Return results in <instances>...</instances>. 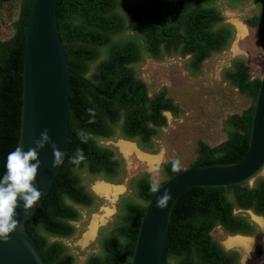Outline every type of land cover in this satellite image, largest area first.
Here are the masks:
<instances>
[{"label":"trees","instance_id":"1","mask_svg":"<svg viewBox=\"0 0 264 264\" xmlns=\"http://www.w3.org/2000/svg\"><path fill=\"white\" fill-rule=\"evenodd\" d=\"M240 1L245 0L228 3ZM257 2L261 9L264 0ZM30 4L31 0H22L19 17L13 21V35L0 40V176L5 172L7 154L19 140L21 70ZM191 4L193 8L189 7ZM123 5L145 24L130 18L119 0H57V24L69 67L85 74L96 65L104 75V80L99 76L97 80L102 82L103 91L112 96L115 84V96L106 110L103 104L89 99L86 92L96 99L103 97L79 77L69 76L70 127L62 162L48 194L25 222L49 264H79L68 245L50 237L75 235L78 229L73 222L82 218L77 205L93 210L101 203L100 197L82 185V172L112 183H120L125 177L123 158L116 148L99 144L97 137L135 139L141 149L155 153L157 144L153 138L158 136V127L166 124L162 110H171L175 117L182 111L163 89L153 97L142 98L138 92L132 95L133 87H128L130 79L119 76L125 72L136 75L131 63L141 61L143 54L159 58L175 50L178 44L183 45L182 56L191 53L186 67L195 73L211 52L223 50L233 38L234 28L224 22L215 0H123ZM256 20L257 15H253L248 23L256 25ZM232 63L224 78L255 103L260 79L250 78L242 57H235ZM139 85L140 91L145 92V84ZM253 111L254 104L228 116L223 128L228 137L219 144L212 146L198 141L197 157L191 166L240 160L248 149ZM103 115L107 118L103 119ZM77 150L84 156L78 164L72 159ZM172 165L171 162L161 165L167 178L181 170H174ZM246 182L191 187L179 196L168 225L170 261L239 264L240 252L226 249L210 232L217 225L228 235L251 236L256 232V223L244 213H234V209H250L264 217V175L257 176L253 185ZM151 183L145 172L129 180L128 188L137 199L130 195L119 198L115 221L98 230V251L89 253L82 264L131 263L146 203L153 194Z\"/></svg>","mask_w":264,"mask_h":264},{"label":"water","instance_id":"2","mask_svg":"<svg viewBox=\"0 0 264 264\" xmlns=\"http://www.w3.org/2000/svg\"><path fill=\"white\" fill-rule=\"evenodd\" d=\"M119 2L130 18L144 24L125 9L123 0ZM56 4L57 0H31L27 16L18 145L24 150L35 147L34 141L45 130L50 142H45L43 147L37 149L40 164L33 183L41 191V196L27 211L23 208L24 202L18 198L14 217L18 224L8 234L7 241H0V264H49L40 246L26 229L25 222L48 194L62 162L70 127L69 76L75 75L88 82L69 67L65 46L59 34ZM256 30L264 55V6L257 16ZM52 145L61 152V162L55 166L52 164L55 155ZM263 168L264 72L254 103L246 154L238 161L189 166L168 177L146 203L130 264H197L190 261L172 262L168 259V225L171 210L179 196L191 187L228 186L251 181ZM165 189L171 198L167 206L160 209L156 206V198ZM251 213L261 217L264 222L262 215L253 211Z\"/></svg>","mask_w":264,"mask_h":264},{"label":"rangeland","instance_id":"3","mask_svg":"<svg viewBox=\"0 0 264 264\" xmlns=\"http://www.w3.org/2000/svg\"><path fill=\"white\" fill-rule=\"evenodd\" d=\"M22 0H3L0 7V40L11 37L14 33L13 21L19 17ZM224 22L230 23L234 28V34L229 45L221 51H213L201 63L199 70L195 73L186 68L189 56L180 57L178 53L162 54L159 58H151L143 54V59L133 65L136 76L145 82L149 95H153L162 89L182 111L174 117L168 112L166 124L158 127L156 137L157 150L161 154V161L154 169H150L146 162L141 161L135 153L126 157L117 149L119 140H107L97 137L99 144H112L117 147V152L123 158L126 170L125 177L120 182L125 186L124 191L116 196L114 200L105 196H99L100 205L93 209L82 208V218L73 222L77 227V233L71 237L51 236V240H58L69 247L76 261L82 264L91 252H97V233L100 228L109 227L115 221L118 213L117 202L120 197L130 195L137 199L133 191L128 187L129 180L139 173L145 172L150 180L161 183L167 178L162 171L164 163L177 162V168L184 169L195 161L197 157V143L204 141L209 145H216L224 141L228 134L224 131L225 119L233 113H241L254 104V99L246 93L240 92L237 87L232 86L224 78L227 68L233 67V59L242 57L249 68L250 78H261L264 72V55L259 46L256 26H250L246 21L253 15H258L260 6L257 0H245L229 5L227 0H215ZM241 21L246 25V34L239 37L234 21ZM135 143V142H134ZM154 153V154H155ZM264 175V168L247 181L248 186L253 185L257 176ZM82 185L93 191L92 185L97 180H104L101 176L90 175L82 172ZM102 206H113L112 214L101 223L94 238L86 244L81 243V237L86 230L91 216L101 213ZM250 209L235 208L234 213H244L256 223V232L250 237L254 238L251 247L242 254L238 246L226 247L223 241L228 234L222 226H215L210 234L211 237L222 244L225 248H235L240 252L239 264H264V239H260L261 226L254 220ZM257 238V239H256Z\"/></svg>","mask_w":264,"mask_h":264},{"label":"clouds","instance_id":"4","mask_svg":"<svg viewBox=\"0 0 264 264\" xmlns=\"http://www.w3.org/2000/svg\"><path fill=\"white\" fill-rule=\"evenodd\" d=\"M45 142H50L47 131L40 133V138L34 141L35 147H29L27 150L21 145L14 147L5 160V172L0 176V241H7L9 233L14 230L18 224L15 219V209L18 198L22 200L23 208L27 211L33 206L34 202L41 196V191L33 183L40 161L37 159V149L43 147ZM54 150L53 166L61 162V152L52 145ZM74 163H79L84 159L83 154L77 150V155L72 158ZM173 169L178 170L177 162H173ZM161 188L157 181L150 184V190L156 193ZM171 198L167 189L156 198V206L163 209Z\"/></svg>","mask_w":264,"mask_h":264},{"label":"bare ground","instance_id":"5","mask_svg":"<svg viewBox=\"0 0 264 264\" xmlns=\"http://www.w3.org/2000/svg\"><path fill=\"white\" fill-rule=\"evenodd\" d=\"M234 24L237 28V32L239 37H242L246 34V25H244L241 21L235 20ZM119 151L126 157L135 153L137 157L146 162L150 169H154L158 166L161 161V154L158 153H147L139 150V148L135 145L134 142L119 139L116 143ZM125 186L121 183H109L104 180H97L93 183L92 189L100 196H105L114 200L116 196L124 191ZM114 208L113 206H102L101 213H96L91 216V219L87 225L86 230L83 232L81 237V243L86 244L89 240L94 238L98 226L103 223L107 217H109ZM254 220L261 226L260 233L258 234L260 239H264V222L261 217L253 215ZM257 239V238H256ZM254 242V238L250 236H244L239 234L228 235L227 238L223 241V244L226 247L229 246H238L242 250V254L251 247Z\"/></svg>","mask_w":264,"mask_h":264},{"label":"flooded vegetation","instance_id":"6","mask_svg":"<svg viewBox=\"0 0 264 264\" xmlns=\"http://www.w3.org/2000/svg\"><path fill=\"white\" fill-rule=\"evenodd\" d=\"M227 3H228V0H227ZM229 4V3H228ZM204 5V4H203ZM193 6H194V4H191L189 7L190 8H193ZM195 6H196V8H198L199 7V3H196L195 4ZM215 6H217L216 5V3H215ZM258 16V15H257ZM253 16H251L250 18H252ZM250 18L246 21V23L248 24V25H250L248 22H249V20H250ZM144 23V22H143ZM151 23H155V21H152ZM145 24V23H144ZM250 26H253V25H250ZM256 26V25H255ZM179 34H180V32H178L176 35L179 37ZM182 48H183V45L182 44H178L177 45V48L175 49V50H173L172 52H170V53H178L179 55H180V57H183L182 55H181V51H182ZM169 53V54H170ZM151 58H155V57H153V56H151V55H149ZM184 56H189V58L191 57V53H186ZM188 58V59H189ZM135 63H137V62H132L131 63V65L133 66ZM129 66V65H128ZM186 66V65H185ZM187 68V67H186ZM188 69V68H187ZM190 70V69H189ZM74 71V70H73ZM77 73V72H76ZM79 74V73H78ZM81 76H83L86 80H88V82H85L84 80H83V82L90 88V89H92L94 92H96L99 96H101V97H103L104 99H96L91 93H89V92H86V96L89 98V99H92V100H95V102L96 103H98V104H103L102 106H104L105 108H106V110H108V108H109V104H108V102L109 101H114V96H115V91H114V88H115V84L113 85V87L111 88V93H112V96H109V94H107V91H103V84H102V82L101 81H97L98 80V76L101 78V80H104V75H103V73H100L98 70H97V66L96 65H93V67L91 68V70L89 71V72H86L85 74H80ZM120 78H128V79H130L129 80V83H128V87L129 86H132L133 87V90L131 91V94L132 95H135V93H139V95L143 98V97H153L155 94H157V93H159V92H157V93H155V94H153V95H149V93H148V91H147V88H146V84H145V82L144 81H142L140 78H138L136 75H132L131 73H129V72H125V73H123V74H121L120 76H119V79ZM81 79V78H80ZM139 81L140 83L142 82V83H144L145 84V92H142V91H140L141 90V86L139 85L140 83L138 82H136V81ZM105 98H107V100L105 99ZM148 102H146V104H147ZM164 112H168L169 114H172V111L171 110H169V109H163L162 110V113H164ZM173 115V114H172ZM174 116V115H173ZM175 117V116H174ZM107 117L105 116V115H103V119H106ZM102 139H107V140H119V139H125V140H129V141H132V142H135V145L141 150V151H144V152H147V153H151V154H153L152 152H148V151H145V150H143V149H141L139 146H138V144H137V141L135 140V139H126V138H123V137H119V136H117V137H115V138H110V137H107V138H102ZM155 141H156V138H153ZM102 145V144H101ZM108 145H112V144H108ZM108 145H106V146H108ZM113 146V145H112ZM115 148H117V147H115ZM117 149H119V148H117ZM116 149V150H117ZM118 153V152H117ZM121 153V152H120ZM120 156H121V154H120ZM138 175V174H137ZM135 176V175H134ZM104 179V178H103ZM104 181H107V180H105L104 179ZM107 182H109V181H107ZM112 183V182H111ZM95 193V192H94ZM96 194V193H95ZM97 195V194H96ZM100 196V195H99ZM226 249H229V248H226ZM238 250V249H237ZM239 251V250H238Z\"/></svg>","mask_w":264,"mask_h":264}]
</instances>
